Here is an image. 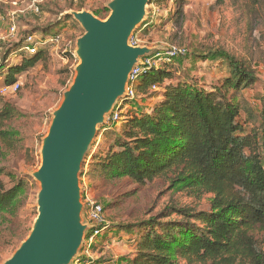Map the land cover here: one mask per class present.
Listing matches in <instances>:
<instances>
[{"label": "trees", "instance_id": "1", "mask_svg": "<svg viewBox=\"0 0 264 264\" xmlns=\"http://www.w3.org/2000/svg\"><path fill=\"white\" fill-rule=\"evenodd\" d=\"M107 13L93 12L99 19ZM60 35V30L46 26L24 32L10 48L0 44L4 85L14 84L18 76L43 62L50 47L45 39ZM28 37L38 44L31 56L21 51ZM14 56L21 57L19 64L9 65ZM204 57L225 63L228 75L220 84L210 88L166 84L172 80L169 69L180 58L143 72L137 79V99L128 101L127 109L119 114L117 124L123 127L115 129L106 150L94 146L90 153L83 173L88 182L127 179L145 188L165 180L173 193L211 196L207 210L179 206L171 200L165 213L131 226L135 243L125 264H264V141L257 132L245 129L246 122H239L241 114L250 116L239 93L252 86L255 77L223 50ZM155 93L159 97L148 110L136 107L148 96L153 100ZM20 116L8 103L0 108L1 156L19 150L20 134L7 124ZM27 193V181L0 166V239L1 226L7 222L4 217H15ZM172 215L179 220H166Z\"/></svg>", "mask_w": 264, "mask_h": 264}, {"label": "rangeland", "instance_id": "2", "mask_svg": "<svg viewBox=\"0 0 264 264\" xmlns=\"http://www.w3.org/2000/svg\"><path fill=\"white\" fill-rule=\"evenodd\" d=\"M111 1L0 0V44L6 48L16 44L24 32L46 26L61 31L59 40L50 43L45 60L18 76L15 83L19 88L16 92L10 89L2 94L5 85L4 78H0V108L8 103L21 115L7 124L8 128L20 134L19 150L4 153V156L0 153V166L28 183L27 196L15 217H4L7 222L1 226L0 264L8 260L27 238L37 216L39 186L31 173L39 168L42 139L47 134L52 113L60 106L63 93L75 76L78 60L73 55L74 42L84 32L72 17L64 14L70 11L93 13L95 10H106V4ZM146 13L144 23L134 33L138 46L164 49L176 45L187 51L169 69L172 80L166 84L187 83L204 88L220 84L228 75L225 63L219 59H204L208 52L215 50L228 53L253 73V85L239 93L249 106L250 116L241 114L239 122H246L245 129L257 132L264 141V2L149 0ZM13 27L15 35L11 36ZM36 37L39 42L42 41L39 33ZM51 39L49 36L45 40L49 42ZM20 60V56H14L8 64L17 65ZM159 94H153V100L148 96L138 101L136 107L148 110ZM127 107L125 105V110ZM122 127L121 123L115 126L107 123L99 127L94 146H105V149L112 142L115 129ZM101 128L107 129L101 131ZM90 158L82 166L79 181L81 187L85 185L88 193L104 206L106 222V229L92 251V264H125L132 254L130 247L133 248L135 243L130 237L133 232L131 226L165 213L171 200L179 206L202 211L209 207L210 195L196 198L186 191L173 193L165 180H157L145 188H138L127 179L110 183L88 182L83 173ZM4 182L10 187L7 179ZM84 218L86 220V216ZM171 219L179 220L175 215L166 220Z\"/></svg>", "mask_w": 264, "mask_h": 264}, {"label": "water", "instance_id": "3", "mask_svg": "<svg viewBox=\"0 0 264 264\" xmlns=\"http://www.w3.org/2000/svg\"><path fill=\"white\" fill-rule=\"evenodd\" d=\"M149 0H112L99 19L70 11L83 30L74 42L78 60L72 84L52 113L42 139L39 168L31 177L39 186L37 216L27 238L3 264H74L93 227L85 220L79 177L99 127L128 96L132 72L162 48L131 46L146 19Z\"/></svg>", "mask_w": 264, "mask_h": 264}, {"label": "built area", "instance_id": "4", "mask_svg": "<svg viewBox=\"0 0 264 264\" xmlns=\"http://www.w3.org/2000/svg\"><path fill=\"white\" fill-rule=\"evenodd\" d=\"M37 12V9H36ZM11 36L15 35V28L10 30ZM59 40V36L51 39L48 43L52 44ZM35 38L28 37L26 39V45L23 48L27 55H34L36 47L38 44L34 45ZM131 46H138L137 44V35H133L130 40ZM1 51V50H0ZM187 54V51L179 46L171 45L167 48H164V51L158 52L151 56L150 58H145L142 60V66H138L131 74L129 84H128V96L124 102L119 103L111 117L108 119L107 123L112 125L116 124L119 121V114L125 110V105L128 101H133L137 99L135 88L137 84L138 77L145 71L151 69H157L164 64L171 63L176 58L184 57ZM19 88L17 83H14L10 86H4L1 90L2 94H5L10 89L13 92H16ZM155 87H152V90H155ZM127 106V105H126ZM82 202L84 204V214L86 220L93 227V230L85 238L83 249L80 253V257L74 262V264H91V254L92 249L96 246L98 237L102 236L104 230L106 229L105 222V213L100 203H98L89 193L87 187L84 185L82 188Z\"/></svg>", "mask_w": 264, "mask_h": 264}]
</instances>
